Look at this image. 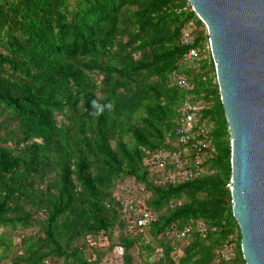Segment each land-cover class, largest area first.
<instances>
[{
  "label": "trees",
  "instance_id": "trees-1",
  "mask_svg": "<svg viewBox=\"0 0 264 264\" xmlns=\"http://www.w3.org/2000/svg\"><path fill=\"white\" fill-rule=\"evenodd\" d=\"M185 100L210 147L198 177L166 181L149 158L177 148ZM231 176L188 0H0V264H246Z\"/></svg>",
  "mask_w": 264,
  "mask_h": 264
},
{
  "label": "water",
  "instance_id": "water-1",
  "mask_svg": "<svg viewBox=\"0 0 264 264\" xmlns=\"http://www.w3.org/2000/svg\"><path fill=\"white\" fill-rule=\"evenodd\" d=\"M208 31L231 137L233 216L246 264H264V0H188Z\"/></svg>",
  "mask_w": 264,
  "mask_h": 264
},
{
  "label": "built area",
  "instance_id": "built-area-1",
  "mask_svg": "<svg viewBox=\"0 0 264 264\" xmlns=\"http://www.w3.org/2000/svg\"><path fill=\"white\" fill-rule=\"evenodd\" d=\"M191 38L185 34L184 43L189 44ZM199 57L196 49H189L185 54L186 60L194 61ZM172 81L179 87L188 88V79L179 72L172 74ZM204 109L202 104H195L185 100L181 105L180 123L178 128L169 134L176 144L174 150H160L150 155V163L164 176L166 181H186L200 175L198 167L202 163L201 152L204 148H209L206 129L200 124V111ZM130 203H126V208ZM151 220V216L145 213L138 221V226H144ZM180 235L179 237H182ZM122 249L118 250L122 254ZM227 257V256H226Z\"/></svg>",
  "mask_w": 264,
  "mask_h": 264
},
{
  "label": "rangeland",
  "instance_id": "rangeland-1",
  "mask_svg": "<svg viewBox=\"0 0 264 264\" xmlns=\"http://www.w3.org/2000/svg\"><path fill=\"white\" fill-rule=\"evenodd\" d=\"M2 230H0V232H1Z\"/></svg>",
  "mask_w": 264,
  "mask_h": 264
}]
</instances>
